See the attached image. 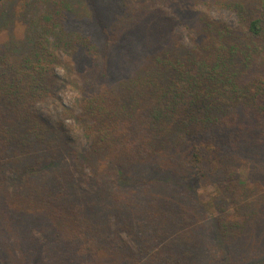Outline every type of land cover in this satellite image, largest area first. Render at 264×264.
I'll list each match as a JSON object with an SVG mask.
<instances>
[{"label":"trees","instance_id":"16d2710c","mask_svg":"<svg viewBox=\"0 0 264 264\" xmlns=\"http://www.w3.org/2000/svg\"><path fill=\"white\" fill-rule=\"evenodd\" d=\"M40 1L18 2L38 15L0 50V264H200L210 231L234 264L237 247L264 237V202L244 196L239 173L264 164V0H204L232 12L234 27L191 0ZM163 8L188 19L190 47ZM62 49L84 67L86 160L36 110ZM208 176L220 205L209 223L196 190ZM259 253L245 264H264Z\"/></svg>","mask_w":264,"mask_h":264},{"label":"rangeland","instance_id":"374dc122","mask_svg":"<svg viewBox=\"0 0 264 264\" xmlns=\"http://www.w3.org/2000/svg\"><path fill=\"white\" fill-rule=\"evenodd\" d=\"M19 1L20 0H7L0 5V22L8 20L6 26H4V24L1 25L4 29L0 31V50H3L7 43L12 42V40H18L23 37L27 29L29 17L31 16L29 14L34 15V13H37L38 15V12L32 8L24 10V8L21 7L20 10L19 6H23L25 1L22 4L18 3ZM191 1V7L207 13L210 19L222 22L231 27L236 26L237 18L232 12L215 5H207L204 3V0ZM242 1L248 5L254 2V0ZM68 3L77 7V0H75L74 4L70 2ZM40 4L39 10L42 12L44 11L46 4L42 1H40ZM51 4L47 6H50ZM49 8L54 9L53 7H47L46 9ZM61 8V12L63 14L62 17L67 18L66 20H72L73 22V20H75L73 14L69 13L70 11L64 12L65 10H68L67 8ZM76 11V9H72L73 13H76ZM163 12L172 18V21H174L175 32L180 35L182 44L186 47H190L193 33L188 28L186 21L188 19H180L170 8H163ZM10 17L12 18L10 19ZM76 49H73L74 52H77ZM69 55L70 53L67 49L58 51V63L54 67V72L57 77L55 90L51 95L41 99L37 103L36 110L39 116L50 127L58 130L60 134L59 136L62 138L69 150L76 153V155L82 160H86L87 158L89 159L88 152L90 151V140L85 135L80 123L77 121V116L80 113L79 87L81 85L78 73L83 72L84 67H77V54H73L74 59H72ZM105 165L106 163H103L101 169ZM83 172L90 179H92L93 172L91 170L90 162H84ZM193 173L190 174V177L187 179L190 181L191 186L192 184L194 185ZM239 173L241 183L244 185L243 191L248 192L245 193L244 196H248L250 194L255 196L256 199L258 198L260 201L264 202V164L249 162L239 168ZM196 190L199 191L198 201L206 212L205 221L209 223L211 222L212 217L217 214L220 206H217L215 201L217 189L214 185V178L212 176H208L200 182H196ZM243 200L245 199H242V201ZM236 206L242 207V202L240 203L238 199L235 202L228 201L226 205V212L233 216ZM135 213H137V211L134 213L126 212V217L124 219H127L128 216L136 218ZM107 218L110 222L113 221L115 225H119L122 222L120 221L122 218L119 220L114 211L112 214L108 213ZM208 225L210 226V224ZM208 233L203 232L202 234L203 251L201 253L200 264H226L224 261L227 260V254H225L223 244L211 231ZM35 236L38 238L37 234ZM40 240L41 242L43 241L42 239ZM119 241L128 243V236L125 233H122L119 237ZM237 248L238 249L235 251V254L232 255V259L234 258L233 262L234 264H245L246 262H244V260L247 261L251 258L254 259L259 252L264 254V237L261 236L249 247L239 246ZM39 258L41 259V262L44 258L45 262H47L46 259L49 260L50 255L39 253Z\"/></svg>","mask_w":264,"mask_h":264}]
</instances>
